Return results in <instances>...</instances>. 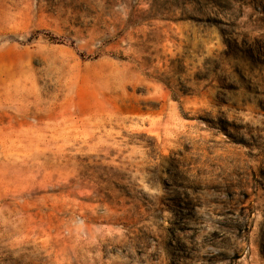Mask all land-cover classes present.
Segmentation results:
<instances>
[{
	"label": "rangeland",
	"instance_id": "374dc122",
	"mask_svg": "<svg viewBox=\"0 0 264 264\" xmlns=\"http://www.w3.org/2000/svg\"><path fill=\"white\" fill-rule=\"evenodd\" d=\"M0 264H264V0H0Z\"/></svg>",
	"mask_w": 264,
	"mask_h": 264
}]
</instances>
